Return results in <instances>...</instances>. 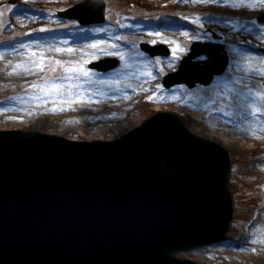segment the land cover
I'll return each mask as SVG.
<instances>
[{
  "label": "water",
  "instance_id": "95a60500",
  "mask_svg": "<svg viewBox=\"0 0 264 264\" xmlns=\"http://www.w3.org/2000/svg\"><path fill=\"white\" fill-rule=\"evenodd\" d=\"M105 9L86 0L60 15L88 26L103 23ZM192 49L166 86L194 88L226 69L222 46ZM204 54L210 61L193 62ZM118 65L106 59L91 68ZM230 167L224 147L162 112L113 143L0 133V264H197L174 254L225 236Z\"/></svg>",
  "mask_w": 264,
  "mask_h": 264
},
{
  "label": "rangeland",
  "instance_id": "374dc122",
  "mask_svg": "<svg viewBox=\"0 0 264 264\" xmlns=\"http://www.w3.org/2000/svg\"><path fill=\"white\" fill-rule=\"evenodd\" d=\"M83 1L0 0V104L26 92L43 91L42 88H33L30 85L42 84L45 80L52 81L63 75L66 72L65 65H56V59L51 53L62 55L64 59L60 61L79 62L87 69H90L89 65L93 62L118 58L107 54H90L96 51L91 48L92 39L108 41L120 34L129 36L134 45L126 41L118 43L134 57L129 61L132 67L126 68L125 62L120 60V67L108 73L90 69V75L97 83L83 99L74 101L79 109L73 120L63 121L51 116L46 118L37 112L22 114L23 116L16 113L17 115L0 119V131L43 132L83 141L113 140L140 126L157 112L177 115L191 132L214 141L229 151L232 159L229 189L234 199V217L226 237L214 246L198 247L181 252L178 256L199 264H243L238 258L223 255L219 250L226 244L227 248H230V244H236L234 246L240 248L241 238L246 236L248 227L252 226L253 229L256 225L258 232L264 234V126H261L264 115L258 114L257 120L256 116L251 115V100H245L248 88L264 90V74L251 71L249 78L241 80L234 71V67L238 70L240 63L236 59L241 55L254 58V62L258 64L254 69L261 67L260 61L264 60V24L260 19L264 17V5H260V0H254L258 5L255 9L243 4L234 7L231 3L209 0H106L107 21L102 26L109 31L97 34L83 33L81 25L72 24V21L57 16L60 11ZM26 8H30L29 12L16 14L18 10ZM12 16L18 17L19 21L13 24ZM185 16L189 19H183ZM194 19L198 22L194 23ZM41 27H46L49 31L42 35L39 31ZM97 27L101 26L91 28ZM206 29H212L224 36L222 44L229 53L230 68L224 75L216 78L217 83L211 88L198 85L190 90L180 85L166 89L162 84L164 77L178 69L194 42H214L205 38ZM29 30L34 31L31 38L26 36ZM154 32H165L166 35L161 33L160 36H154ZM85 35L89 37L87 42H84ZM197 36L201 39H195ZM65 40L68 41L67 45ZM152 40H156V43L152 44ZM165 40L179 43L174 54L172 50L177 45L165 43ZM29 41H38L32 44L35 53L41 52L46 58H53L45 60L44 69L28 66L27 62L33 56L27 49L20 48V45ZM142 42L153 46L166 45L171 50V55L167 58L159 57L157 61V57L152 58L141 50ZM54 46L72 47L78 51L58 52L52 49ZM13 47L16 48L15 52L11 50ZM101 47L106 48L108 45ZM81 49L82 52L79 51ZM6 51L24 59L17 63L6 61ZM137 52L145 55L137 56ZM206 59L201 57L197 60ZM149 61L150 66L145 69V64ZM53 68L56 71L53 72ZM10 69H16L15 75L19 78L32 74L37 77L34 81L8 80L5 75ZM139 70H150L153 76L141 75V78H135L133 71ZM115 71L123 74L113 77ZM113 79H119L121 83L113 84ZM105 80L109 83H100ZM137 82L148 83V86H138ZM158 85L163 87L159 88ZM253 99L260 104L258 98ZM192 109H199L197 111L200 116L193 115ZM86 110L94 113L108 112L106 114H109L110 121L106 124L107 130L100 131L101 123L95 124L91 116L85 113ZM218 134L224 138L213 136ZM248 253L252 254L251 249ZM254 259L251 264H264V253L257 252Z\"/></svg>",
  "mask_w": 264,
  "mask_h": 264
},
{
  "label": "snow or ice",
  "instance_id": "6c2138e0",
  "mask_svg": "<svg viewBox=\"0 0 264 264\" xmlns=\"http://www.w3.org/2000/svg\"><path fill=\"white\" fill-rule=\"evenodd\" d=\"M187 2V0H185ZM209 2H216V3H224V4H229L231 3L234 7L239 6V5H247L248 7H251L255 9L258 5L254 2V0H209ZM260 5H264V0H260ZM111 19V18H109ZM183 19L188 20L189 17L185 16ZM194 23H197V20H193ZM118 23V22H117ZM72 24L79 25L78 20L72 21ZM120 27H125V25H120ZM202 27V25H201ZM264 27V26H262ZM40 31H49L47 28H41ZM109 31L108 28H105L103 26L97 27V28H91V29H86L82 28L81 32L83 33H88V32H93V33H107ZM154 36H160L162 35L160 32H154L152 33ZM187 35V33H185ZM84 39H89L87 35L83 37ZM195 39H201L200 36L195 37ZM118 41H126L129 44L134 45V41L129 38V36L120 34L112 37L108 41L104 40H99V39H92L91 42V48L96 50L95 53H90L92 55H97V54H107L110 56H115L118 57L119 60H122L125 62V67L130 68L132 65L129 63L130 60L134 59V57L126 52L123 49V45L118 43ZM33 43H38L29 41L28 43L21 44L20 48L22 49H27V52L31 54L34 58L30 59L27 64L28 66L39 68V69H44L45 67V60L46 59H53V58H46L44 56H38L34 52L32 48ZM65 45L68 44V41H64ZM152 44L156 43V40L151 41ZM165 43H175L177 47L173 48V54L177 51V48H179V43L176 41H169L165 40ZM107 44L108 47L104 48L101 47V45ZM13 52L16 51V48L13 47L11 49ZM58 52H64L67 51L69 53H74L77 52V49H74L72 47H65V48H56L55 49ZM79 51H83L82 49ZM145 55L143 52H137V56H143ZM0 57H2V53H0ZM156 60H159V57L156 58ZM54 63L56 65H65V71L67 75H63L60 77H56L52 81L45 80L42 84L41 83H33L30 85L33 88H42L44 96H52L55 98H60L65 101H73L77 98L83 99L85 97V94L91 89V87L97 83V81L90 75L91 70L84 68L79 62H64L60 60H54ZM248 66V70L251 71H260L262 74H264V60L260 61L261 67L258 69H253L251 67L252 65V60L247 59L243 61ZM151 62H147L145 64V69H147L150 66ZM20 65H18L19 67ZM53 72L56 71L55 68L51 69ZM123 73L120 71H115L113 72V77H119ZM133 75H136V73H133ZM140 75H147V76H153V73L150 70L141 72ZM154 78V77H153ZM100 83H109V81H100ZM113 84H119L121 81L119 79H113L111 81ZM87 84L88 88H84L82 85ZM71 87H68V86ZM157 87L162 88V85H158ZM101 93H97L99 95ZM226 94V93H225ZM253 97L258 98L260 101V104L258 105L256 100L253 99ZM35 99H40L39 96L34 97ZM245 100H251V109L253 110L251 112V115L256 116L257 120H259V115H264V90H258L255 88H248V94L245 97ZM47 103V100L44 101ZM53 110H57L54 108ZM259 114V115H258ZM261 126H264V122H261ZM255 249H253L254 251Z\"/></svg>",
  "mask_w": 264,
  "mask_h": 264
},
{
  "label": "bare ground",
  "instance_id": "6f19581e",
  "mask_svg": "<svg viewBox=\"0 0 264 264\" xmlns=\"http://www.w3.org/2000/svg\"><path fill=\"white\" fill-rule=\"evenodd\" d=\"M19 18L16 17L13 20V24L17 23L19 20ZM163 35H166L165 32H161ZM58 48L57 46L52 47V49L54 51H56L55 49ZM52 51V52H54ZM41 52L36 53V55L38 56H44L42 53L39 54ZM4 56L6 57L5 60L6 61H10L13 63H17L22 61L24 58H18L16 55L11 54L10 52H4ZM51 56L56 59V60H62L64 59L62 57V55L59 54H55V53H51ZM34 58V57H33ZM247 59H251L252 60V65L251 67L254 69L256 67V64L254 61V58L251 56H247V55H241L238 56V58L236 59L237 62L240 63L238 70L235 69L236 73H238V76L241 80H245L247 78H249V74L250 71L248 70V66L243 63V61L247 60ZM140 68V67H139ZM15 70L16 69H10L8 71V73L5 75L6 78L8 80H12V81H20V80H25V81H34L37 77L36 74H32V76L29 77H25V78H19L17 75H15ZM141 70V69H140ZM133 71L134 73H136V75H134V77H139L141 78L142 76L140 75L141 71ZM27 71H29L27 69ZM63 75H67L66 72H64ZM61 75V76H63ZM138 86H148V83H143V82H137ZM84 88H87L88 85L84 84L82 85ZM68 87H71L70 85ZM117 93V92H116ZM39 96L40 99H35L34 97ZM78 99V98H77ZM161 99V97H160ZM47 100V103H45L44 101ZM76 100V99H75ZM65 101L63 99L60 98H55L52 96H44L43 91L38 90L36 92H26L23 94L18 95L17 97L11 98L6 100L4 103L0 104V119L1 118H5V117H10L13 115H22V114H30L31 112H37L39 114L45 115L44 117L47 118V116H51V117H58V119L60 120H73L76 114L75 112H77V110L79 109V107H77L74 104V101ZM164 102V101H163ZM54 108H56L57 110H53ZM199 109H192V113L193 115H198L200 116V114L198 113ZM87 111V112H86ZM85 113L89 114L91 116V119H93V121L95 122V124L101 123V127L99 128L100 131H104L107 130V125L109 123V119L110 116L109 114L107 115L105 113H94L91 112L89 110H86ZM17 113V114H16ZM23 116V115H22ZM37 122H40L39 120ZM218 139H223L224 137L221 138V136L218 135H213ZM217 139V140H218ZM258 226H254L252 231H249L247 233L246 236H244L243 238H241V242H240V248H236L234 245L236 244H230L228 246H230V248H227V244L223 245L221 250H219L221 252V254L223 255H232L233 257L238 258L243 264H251V262L255 261L254 256L257 254V252L261 251L264 253V234L259 233L257 230ZM238 247V245H237ZM252 251V254L250 255L248 252ZM253 249H255L253 251ZM261 257V256H259Z\"/></svg>",
  "mask_w": 264,
  "mask_h": 264
}]
</instances>
